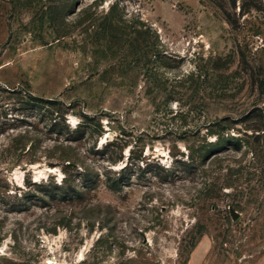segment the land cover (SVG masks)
I'll return each instance as SVG.
<instances>
[{
    "label": "rangeland",
    "instance_id": "rangeland-1",
    "mask_svg": "<svg viewBox=\"0 0 264 264\" xmlns=\"http://www.w3.org/2000/svg\"><path fill=\"white\" fill-rule=\"evenodd\" d=\"M0 264H264V0H0Z\"/></svg>",
    "mask_w": 264,
    "mask_h": 264
},
{
    "label": "water",
    "instance_id": "water-1",
    "mask_svg": "<svg viewBox=\"0 0 264 264\" xmlns=\"http://www.w3.org/2000/svg\"><path fill=\"white\" fill-rule=\"evenodd\" d=\"M230 214H231L232 218H236L238 215V213L235 210H233L232 208L230 209Z\"/></svg>",
    "mask_w": 264,
    "mask_h": 264
}]
</instances>
